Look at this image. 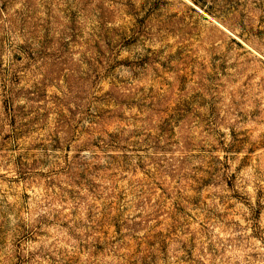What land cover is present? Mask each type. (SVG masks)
<instances>
[{"label":"rangeland","instance_id":"rangeland-1","mask_svg":"<svg viewBox=\"0 0 264 264\" xmlns=\"http://www.w3.org/2000/svg\"><path fill=\"white\" fill-rule=\"evenodd\" d=\"M0 264H264V0H0Z\"/></svg>","mask_w":264,"mask_h":264}]
</instances>
